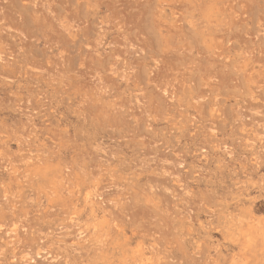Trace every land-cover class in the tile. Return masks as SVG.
Returning a JSON list of instances; mask_svg holds the SVG:
<instances>
[{"label":"rangeland","instance_id":"374dc122","mask_svg":"<svg viewBox=\"0 0 264 264\" xmlns=\"http://www.w3.org/2000/svg\"><path fill=\"white\" fill-rule=\"evenodd\" d=\"M0 264H264V0H0Z\"/></svg>","mask_w":264,"mask_h":264}]
</instances>
